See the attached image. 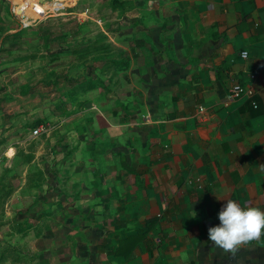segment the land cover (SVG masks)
<instances>
[{"label":"crops","instance_id":"1","mask_svg":"<svg viewBox=\"0 0 264 264\" xmlns=\"http://www.w3.org/2000/svg\"><path fill=\"white\" fill-rule=\"evenodd\" d=\"M146 1L119 23L72 22L86 66L61 78H79L67 94L88 117L79 133L103 165L105 208L96 241L58 264H264V234L235 253L208 240L226 200L264 208V0ZM237 83L253 92L229 99ZM63 109L46 121L63 123Z\"/></svg>","mask_w":264,"mask_h":264},{"label":"rangeland","instance_id":"2","mask_svg":"<svg viewBox=\"0 0 264 264\" xmlns=\"http://www.w3.org/2000/svg\"><path fill=\"white\" fill-rule=\"evenodd\" d=\"M139 2L0 0V149L5 151L0 158V264H58L74 244L85 247L96 241L92 213L105 208L104 183L99 180L103 165L87 154L88 131L79 133L87 115H72L76 104L69 102L67 90H74L79 78L68 76L64 82L61 76L86 66L73 59V49H86L77 40L82 35L72 33V22H94L95 16L119 23L128 11L136 14ZM82 10L89 16L79 19L75 11ZM58 84L64 93L56 91ZM58 106L69 116L63 123L57 116L52 123L46 121V114H56ZM35 128L41 129L37 135L32 134ZM90 165L101 167L94 172ZM91 175L101 182L92 190L85 184Z\"/></svg>","mask_w":264,"mask_h":264},{"label":"clouds","instance_id":"3","mask_svg":"<svg viewBox=\"0 0 264 264\" xmlns=\"http://www.w3.org/2000/svg\"><path fill=\"white\" fill-rule=\"evenodd\" d=\"M217 216L219 223L208 227V240L226 252L235 253L240 245L264 234V208L245 207L236 199H228Z\"/></svg>","mask_w":264,"mask_h":264},{"label":"built area","instance_id":"4","mask_svg":"<svg viewBox=\"0 0 264 264\" xmlns=\"http://www.w3.org/2000/svg\"><path fill=\"white\" fill-rule=\"evenodd\" d=\"M64 7H65V5H63L62 7H59V8H57V9H55V10H60V9H62V8H64ZM51 9H52V8H51ZM52 10H54V9H52ZM52 10H51V11H52ZM17 15H18V14H17ZM241 55H242L244 58H247L248 55H249L248 50H247V49L242 50V51H241ZM229 89H230V91H229V93L227 94L229 99L237 98V97L242 96V95H244V94H251V93L253 92L252 89H248V88H246L244 85H242V84H240V83H237V84L233 85V86H232L231 88H229ZM199 110L202 112V111L205 110V107H204V106H200ZM201 112H200V113H201ZM40 131H41L40 128H35V129L33 130L32 134L37 135V133H39Z\"/></svg>","mask_w":264,"mask_h":264},{"label":"trees","instance_id":"5","mask_svg":"<svg viewBox=\"0 0 264 264\" xmlns=\"http://www.w3.org/2000/svg\"><path fill=\"white\" fill-rule=\"evenodd\" d=\"M105 242H106V241H105ZM105 242H104V245L106 244ZM127 242H128V241L121 243L120 247L124 246V244H126ZM107 243H108V242H107ZM110 247H111V246H110Z\"/></svg>","mask_w":264,"mask_h":264}]
</instances>
